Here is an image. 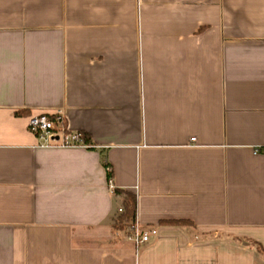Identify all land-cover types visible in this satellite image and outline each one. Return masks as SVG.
Listing matches in <instances>:
<instances>
[{"label": "crops", "instance_id": "obj_1", "mask_svg": "<svg viewBox=\"0 0 264 264\" xmlns=\"http://www.w3.org/2000/svg\"><path fill=\"white\" fill-rule=\"evenodd\" d=\"M0 264H264V0H0Z\"/></svg>", "mask_w": 264, "mask_h": 264}, {"label": "built area", "instance_id": "obj_2", "mask_svg": "<svg viewBox=\"0 0 264 264\" xmlns=\"http://www.w3.org/2000/svg\"><path fill=\"white\" fill-rule=\"evenodd\" d=\"M28 128L42 140L41 146L91 147L89 143L83 141L81 132H69L67 130L65 117L61 110L30 116L28 118ZM190 140L194 141L195 138H190ZM257 151L255 149V152ZM109 186L111 189L113 188L111 180L109 181ZM119 212H122V208H119ZM156 233L155 228H142L135 221L129 226L128 237L132 241L134 248L137 249L140 245L149 241V238Z\"/></svg>", "mask_w": 264, "mask_h": 264}, {"label": "trees", "instance_id": "obj_3", "mask_svg": "<svg viewBox=\"0 0 264 264\" xmlns=\"http://www.w3.org/2000/svg\"><path fill=\"white\" fill-rule=\"evenodd\" d=\"M83 141L88 143V137L82 134ZM106 165V164H105ZM110 177V173L108 174ZM113 191L117 194H123L122 212L116 217L114 227L116 229H127L132 223L136 221V196L134 193L126 191L124 189L113 188ZM168 223L176 225L190 224L187 220H169Z\"/></svg>", "mask_w": 264, "mask_h": 264}, {"label": "rangeland", "instance_id": "obj_4", "mask_svg": "<svg viewBox=\"0 0 264 264\" xmlns=\"http://www.w3.org/2000/svg\"><path fill=\"white\" fill-rule=\"evenodd\" d=\"M119 231H122V230H119ZM123 231H124V232H122V233H124V234L126 233V236L128 237V236H129V227H128L127 229H126V228L123 229ZM124 237H125V236H124Z\"/></svg>", "mask_w": 264, "mask_h": 264}]
</instances>
